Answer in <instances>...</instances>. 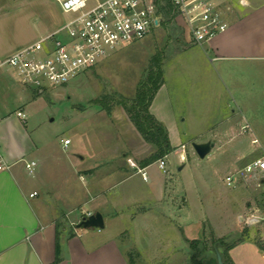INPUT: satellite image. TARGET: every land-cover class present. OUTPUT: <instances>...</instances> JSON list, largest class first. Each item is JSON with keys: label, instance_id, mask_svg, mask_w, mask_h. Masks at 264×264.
<instances>
[{"label": "rangeland", "instance_id": "obj_1", "mask_svg": "<svg viewBox=\"0 0 264 264\" xmlns=\"http://www.w3.org/2000/svg\"><path fill=\"white\" fill-rule=\"evenodd\" d=\"M12 1L16 5L0 8V35L10 47L37 40L41 27L69 20L56 0ZM218 1L230 13L234 0ZM207 44L193 43L185 22L178 24L171 13L148 37L121 47L64 86L40 92L13 76L9 85L0 84V113L22 109L34 141L48 144L37 155L42 161L36 176L52 175L58 192L86 201L94 196L92 181L88 184L92 168L99 178L115 172L108 192L119 193L128 187L119 183L125 163L138 170L156 152L124 105H132L140 81L160 59L163 84L150 113L173 148L165 157L166 172L159 160L150 164L147 182L136 178L133 192L145 200L123 215L103 211L105 232L117 238L132 264H190L194 239L206 247L207 259L216 258L214 242L224 239L236 242L229 264H264V173L245 172L264 156V61L206 66ZM3 75L0 81H9ZM66 139L71 140L67 149ZM208 142L214 148L200 158L193 144ZM129 157H138L139 165ZM72 165L79 167L77 174ZM161 186L164 197L150 204ZM74 210L71 218L87 217L94 203L82 202ZM59 222L68 224L65 218Z\"/></svg>", "mask_w": 264, "mask_h": 264}, {"label": "crops", "instance_id": "obj_2", "mask_svg": "<svg viewBox=\"0 0 264 264\" xmlns=\"http://www.w3.org/2000/svg\"><path fill=\"white\" fill-rule=\"evenodd\" d=\"M11 3L16 5L12 0H0V8ZM231 9L226 14L229 24L227 30L203 48L206 66L214 62L264 61V0H242V3L234 0ZM175 19L178 24L183 22L178 15ZM2 21L3 18H0V26ZM64 24L41 27L36 33L37 40L13 47L6 45L0 35V61L56 33ZM15 39L17 42L20 40L17 37ZM2 73L9 81H0V84L7 86L13 77L8 72ZM19 111L23 110L19 109L13 114L0 113V160L9 165V169L0 171V264H132L117 238L105 232L106 222L102 230L79 229L77 225L84 213L80 218H71V215L82 202L94 203L95 210L88 211V215L96 212L103 214L109 208L122 215L128 213V209L139 206L145 200L133 192L139 176L147 182L139 170L145 169L146 172L149 166L139 165L138 157H129L132 161L134 159L130 161L132 165L137 164L140 168L135 170L131 164L125 163L119 183L128 184V187L119 193L108 192L114 185L111 183L117 178L115 172L111 171L99 178L93 168L92 174L88 172L89 177L92 175L88 184L92 181L94 191L90 200L80 201L71 192H58V182L54 176L47 175L44 178L41 172L36 176L42 161L37 155L48 144L38 145L34 141L24 120L17 115ZM67 147L64 145V148ZM26 161L37 162L34 176L26 171ZM78 171L79 167L72 165V172L77 174ZM37 178L38 181H35ZM99 185H103L104 190L97 191ZM165 191L166 188L161 186L157 195L151 196L150 204L162 199ZM34 192L37 194L31 197ZM62 218L68 224L60 225Z\"/></svg>", "mask_w": 264, "mask_h": 264}, {"label": "built area", "instance_id": "obj_3", "mask_svg": "<svg viewBox=\"0 0 264 264\" xmlns=\"http://www.w3.org/2000/svg\"><path fill=\"white\" fill-rule=\"evenodd\" d=\"M69 20L56 33L42 38L0 61V71L10 73L24 85L43 92L64 86L71 79L95 67L123 46L145 39L165 19L159 11L160 0H56ZM183 19L193 43L210 42L228 28L225 11L218 0H168ZM242 3V0H240ZM17 115L25 119L23 111ZM71 140L64 141L65 147ZM166 155L165 157H167ZM163 157L158 166L166 172ZM25 168L34 176L36 161ZM9 165L0 160V171ZM248 174L264 173V156L249 163ZM145 181V169H140ZM229 184L232 179L228 178ZM37 192L31 194L34 197ZM90 215V214H89Z\"/></svg>", "mask_w": 264, "mask_h": 264}, {"label": "trees", "instance_id": "obj_4", "mask_svg": "<svg viewBox=\"0 0 264 264\" xmlns=\"http://www.w3.org/2000/svg\"><path fill=\"white\" fill-rule=\"evenodd\" d=\"M160 10L164 18H167L171 13L174 14V17L177 15L169 1L166 3L164 0L162 7L160 6ZM163 74L164 71L160 59L155 58L152 68L146 74V79L139 83L136 95L131 100L132 105L130 107L124 105L136 130L147 142L152 143L156 147V152L141 162L142 166H149L173 151L166 129L150 113L151 102L163 84ZM201 245L203 244H201L200 240L194 239L190 241V247L192 249L190 264H205V260L207 259V256H205L206 247H202ZM214 246L215 251L217 252L218 250L222 254L224 262L229 264L227 259L228 253L236 246V242L220 239L214 242ZM59 252L60 244L58 242L57 259H59Z\"/></svg>", "mask_w": 264, "mask_h": 264}, {"label": "water", "instance_id": "obj_5", "mask_svg": "<svg viewBox=\"0 0 264 264\" xmlns=\"http://www.w3.org/2000/svg\"><path fill=\"white\" fill-rule=\"evenodd\" d=\"M193 147L200 158H205L208 156L214 145L210 142L208 143H194ZM79 229H104L105 228V219L101 212H96L93 214L84 217L80 223L77 225ZM205 264H226L223 260L222 254L217 250L216 258L206 259Z\"/></svg>", "mask_w": 264, "mask_h": 264}]
</instances>
